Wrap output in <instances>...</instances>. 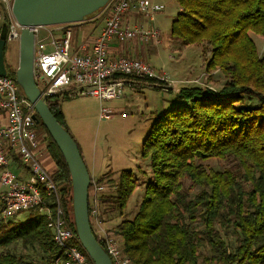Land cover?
<instances>
[{
	"label": "trees",
	"instance_id": "16d2710c",
	"mask_svg": "<svg viewBox=\"0 0 264 264\" xmlns=\"http://www.w3.org/2000/svg\"><path fill=\"white\" fill-rule=\"evenodd\" d=\"M178 3L171 35L184 44L201 45L207 68H217L224 80L219 89L180 88L177 97L189 103L165 109L154 118L141 144L152 179L134 216L110 231L121 237L131 264H264V56L249 36L250 32L264 36V0ZM3 23L7 26L5 19ZM6 66L14 77L15 69ZM70 96L74 94L65 92L45 99L68 131L61 100ZM39 126L74 232L69 169L47 129L41 122ZM210 158L233 164L212 169L203 163ZM111 175L110 171L96 179L115 188L112 194L105 189L99 193L102 221L107 209L123 212L136 185L128 169L117 178ZM2 207L0 200V214ZM26 211L22 222L0 215V264H51L61 255L46 215L33 208L21 212ZM18 241L37 246L43 253L41 262L8 249ZM72 243L88 263L93 262L77 236Z\"/></svg>",
	"mask_w": 264,
	"mask_h": 264
},
{
	"label": "built area",
	"instance_id": "2783aa9c",
	"mask_svg": "<svg viewBox=\"0 0 264 264\" xmlns=\"http://www.w3.org/2000/svg\"><path fill=\"white\" fill-rule=\"evenodd\" d=\"M12 3L13 0H0V28L5 19L7 40L19 41L23 26L12 13ZM162 9L163 5L149 0H107L96 11L95 18L102 23L98 32L91 31L76 42L72 24L25 26L34 33L33 76L42 97L46 99L65 92L93 96L100 102L98 117L107 119L113 114L105 102L121 97L125 85L171 90L168 76L156 74L154 67L144 59L109 54L113 41L160 44L161 31L154 23V14ZM40 32L45 35L38 38ZM34 114V108L15 78L9 73L0 75V115H4L0 118V200L3 205L0 215L9 219L26 209L38 210L46 215L53 240L61 248V255L51 264H94L88 263L86 255L72 243L76 233L66 218L53 171L43 163V157L48 155V144ZM95 181L92 179L90 183L95 195L90 197L89 187L88 197L93 232L103 241L113 264H129L121 237L101 224L97 194L104 185Z\"/></svg>",
	"mask_w": 264,
	"mask_h": 264
},
{
	"label": "rangeland",
	"instance_id": "374dc122",
	"mask_svg": "<svg viewBox=\"0 0 264 264\" xmlns=\"http://www.w3.org/2000/svg\"><path fill=\"white\" fill-rule=\"evenodd\" d=\"M149 1L163 5V9L154 14V23L161 31V43L156 46L152 45L156 48H151L145 58L154 67L156 74L165 73L168 76L169 84L173 87L172 91L149 85L138 88L129 86V84L125 85L123 98L117 103L120 109L111 108L113 100L105 102L113 114L107 119L98 117L100 102L93 96L75 94L61 100V109L69 132L77 142L84 144L86 149L92 151L98 158L99 164L94 177L98 179L99 176L103 177L102 172L110 173L111 171V176L117 178L122 169H128L136 178L134 191L123 212L118 214V210L110 204L109 207L112 209H107L108 211L102 215L104 223L110 222L114 225L122 219H131L134 216L143 200L145 185L152 179L150 161L149 158L142 156L141 144L154 118L165 109L189 103L186 100H180L175 90L179 91L180 88L195 85L219 89L224 80L217 68H207L201 45L184 44L181 39L171 35V21L180 10L178 0ZM94 14L96 11L86 16L82 22L81 25H84L85 30L93 28V32H96L100 27L101 22L94 20ZM143 21L148 22L147 18H143ZM75 25H71L72 30H75ZM44 35V32H40L38 38ZM249 36L253 39L259 54L264 56V36L253 32H250ZM18 53L19 41L8 40L5 45V59L10 69H16L18 66ZM46 162H50L49 157L45 158L44 165ZM203 163L212 169H224L233 164L232 161L218 158H210ZM96 184H103L102 190L105 189L108 193L112 194L115 191V188L105 182H96ZM90 190L92 191L90 197H93L95 192L91 186ZM100 199L98 198L97 203L98 210ZM70 205L72 212V203ZM27 214V211L19 212L12 220L22 222ZM120 241L122 243V239ZM8 249L27 260L41 262L43 258V253L37 246H24L20 241L11 244Z\"/></svg>",
	"mask_w": 264,
	"mask_h": 264
},
{
	"label": "water",
	"instance_id": "95a60500",
	"mask_svg": "<svg viewBox=\"0 0 264 264\" xmlns=\"http://www.w3.org/2000/svg\"><path fill=\"white\" fill-rule=\"evenodd\" d=\"M107 0H13L12 13L23 26L19 38L18 66L14 78L35 110V122H41L60 150L71 178V203L77 238L94 264H113L94 235L89 216L91 175L77 142L50 111L33 76L34 33L25 26L80 23L105 5ZM7 26L0 28V75L8 72L4 47Z\"/></svg>",
	"mask_w": 264,
	"mask_h": 264
},
{
	"label": "crops",
	"instance_id": "0c3cea01",
	"mask_svg": "<svg viewBox=\"0 0 264 264\" xmlns=\"http://www.w3.org/2000/svg\"><path fill=\"white\" fill-rule=\"evenodd\" d=\"M98 22H101V21H98ZM75 24H76L75 30H73L74 31L73 32V35H74L73 38H74L75 42L78 40L80 41L81 38H83L85 35L89 34L91 32V30L93 29L92 28L90 30H85L84 25H81L82 24L81 22L75 23ZM101 25H102V23L100 24V27H101ZM100 27H98V30ZM98 30L96 32H98ZM96 32H94V33H96ZM151 48L154 49L156 47L152 46V45H146V44L138 43L137 41H129L125 44H120V43L113 41L109 47V54L110 55L128 54L129 56L139 57V58H142L145 61H147L146 58H147ZM122 98H123V95H121V97H119V98L112 99L114 102L111 104V108L112 109H120V107L117 103H119L122 100ZM3 116L4 115H0V118L3 119L4 118ZM78 143L81 147V152H82L84 161L88 167V170L91 174V177H93L94 179H97L96 177H94L95 176L94 173L97 171V165L99 164L97 156L95 154H93L92 151H88L86 149V147L84 146V144H82L79 141H78ZM46 157H49V156L46 155L43 157V163H44ZM45 167L49 171L54 170V164L52 162H51V164H50V162H46ZM104 171H106V170H104ZM102 173H103L102 174L103 176L107 174L106 172H102ZM21 176H24V175L21 174ZM100 177L101 176H99V178ZM101 224H102L103 228H108V229L112 228V230L115 227L114 223H110V222L104 223L102 220H101Z\"/></svg>",
	"mask_w": 264,
	"mask_h": 264
},
{
	"label": "bare ground",
	"instance_id": "6f19581e",
	"mask_svg": "<svg viewBox=\"0 0 264 264\" xmlns=\"http://www.w3.org/2000/svg\"><path fill=\"white\" fill-rule=\"evenodd\" d=\"M94 15H95V16H93V18H94V20H96V18H95V17H96V14H94ZM82 22H84V20H83ZM82 22H81V23H82Z\"/></svg>",
	"mask_w": 264,
	"mask_h": 264
}]
</instances>
